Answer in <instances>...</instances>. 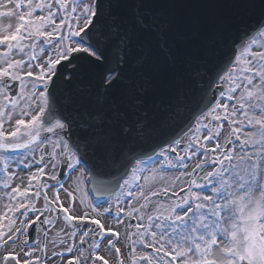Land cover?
<instances>
[{
    "label": "snow or ice",
    "instance_id": "obj_1",
    "mask_svg": "<svg viewBox=\"0 0 264 264\" xmlns=\"http://www.w3.org/2000/svg\"><path fill=\"white\" fill-rule=\"evenodd\" d=\"M0 9V264H264V0Z\"/></svg>",
    "mask_w": 264,
    "mask_h": 264
},
{
    "label": "rangeland",
    "instance_id": "obj_2",
    "mask_svg": "<svg viewBox=\"0 0 264 264\" xmlns=\"http://www.w3.org/2000/svg\"><path fill=\"white\" fill-rule=\"evenodd\" d=\"M4 2H7V0L5 1L4 0ZM1 10H3V9H0V11ZM5 10V9H4ZM15 18H2V19H0V26H2V25H6V24H8V23H12V24H15ZM17 155H18V153H17ZM195 162L196 161H192V162H190L189 163V166H188V170L190 171L193 167H194V165H195ZM49 169H51V167L49 168ZM207 170H210V169H207ZM13 171H16L20 176H24L25 177V184L27 183V179H26V176H25V174L24 173H22V172H19V170L18 169H16V167H15V165H13ZM50 174V173H49ZM177 173H175V175H176ZM174 175V176H175ZM16 183H19V181L17 180L14 184H13V186H15V184ZM83 189H84V192L86 193V188H85V184L83 185ZM177 190H179V189H177ZM194 191H201V190H199V189H193ZM87 194V193H86ZM204 194H210L209 192H207V191H205L204 192ZM3 195V191L2 190H0V196H2ZM87 196H88V194H87ZM88 199L90 200V198L88 197ZM91 201V200H90ZM5 203H7V200L6 199H3V200H0V212H2L4 209H3V205L5 204ZM41 203H42V200H41ZM105 207H107L108 205H104ZM123 215V214H122ZM133 223H134V221H133ZM49 227H51V226H49ZM21 239H23V238H21Z\"/></svg>",
    "mask_w": 264,
    "mask_h": 264
},
{
    "label": "bare ground",
    "instance_id": "obj_3",
    "mask_svg": "<svg viewBox=\"0 0 264 264\" xmlns=\"http://www.w3.org/2000/svg\"><path fill=\"white\" fill-rule=\"evenodd\" d=\"M5 1H6V0H5ZM0 2H4V0H0ZM3 10H4V9H3ZM1 11H2V10H1ZM49 172H50V169H49ZM170 175H173V176H174L175 173H170ZM75 176H76V174L68 178V181L65 183L66 187L72 183V181L74 180ZM110 223H111V221H110ZM55 230H56V229H52V231H55ZM50 235H51V233H50ZM102 247H103V246H102ZM37 254H39V253H37ZM99 263H101V262H99Z\"/></svg>",
    "mask_w": 264,
    "mask_h": 264
},
{
    "label": "water",
    "instance_id": "obj_4",
    "mask_svg": "<svg viewBox=\"0 0 264 264\" xmlns=\"http://www.w3.org/2000/svg\"><path fill=\"white\" fill-rule=\"evenodd\" d=\"M211 94V93H210ZM194 122V121H193ZM158 150V149H157ZM94 193V195H96V196H98L95 192H93Z\"/></svg>",
    "mask_w": 264,
    "mask_h": 264
}]
</instances>
